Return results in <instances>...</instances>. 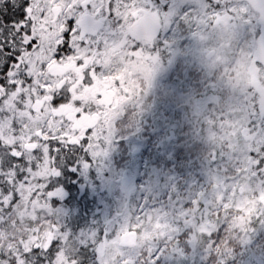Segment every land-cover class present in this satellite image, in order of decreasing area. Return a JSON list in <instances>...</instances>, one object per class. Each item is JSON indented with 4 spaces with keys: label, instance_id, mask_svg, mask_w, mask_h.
Masks as SVG:
<instances>
[{
    "label": "snow or ice",
    "instance_id": "obj_1",
    "mask_svg": "<svg viewBox=\"0 0 264 264\" xmlns=\"http://www.w3.org/2000/svg\"><path fill=\"white\" fill-rule=\"evenodd\" d=\"M149 7V0H0V228L7 226L0 232V264H82L58 247L69 232L53 205L67 195L61 177L84 174L108 155L124 111L117 101L138 104L141 89L124 69L131 61L151 65L159 58L151 37L131 34H143L146 22L154 21ZM255 10L239 3L221 9L219 0H208L201 26L252 23ZM225 128L221 151L239 157L237 144L243 143V163L237 159L231 173L225 166L213 175L210 190L180 212L181 222L196 229L190 243L208 237L209 256L219 253L215 238L226 230L241 231L247 247L257 233L248 225L255 220L264 229V109L254 104L243 126ZM245 185L255 190V205L244 201ZM34 201L42 205L37 218L27 230H16L13 213L31 211ZM118 227L114 238L99 243L100 264H159L162 256L184 255L175 238L180 228L163 209L142 210ZM117 248L121 254L114 258ZM217 258L219 264L234 259Z\"/></svg>",
    "mask_w": 264,
    "mask_h": 264
},
{
    "label": "rangeland",
    "instance_id": "obj_2",
    "mask_svg": "<svg viewBox=\"0 0 264 264\" xmlns=\"http://www.w3.org/2000/svg\"><path fill=\"white\" fill-rule=\"evenodd\" d=\"M207 2L149 0L148 12L157 22L155 33H131L137 40L151 37L160 51L159 58L151 65L131 61V67L124 69L130 77L135 74L131 83L141 89V94L138 104L125 100L123 115L115 122L117 155L110 171L113 182L105 188L99 172L95 174L102 180L76 176L72 187L65 188L67 195L53 205L62 210L64 230L70 232L68 241L61 240L58 247H66L72 256L73 250L97 242L95 254L100 264L99 243L114 238L115 228L118 233L119 225L142 210L163 209L180 228L175 238L184 255L162 256L159 264H219L218 256L234 257L229 264H264V229L255 220L248 227H256L257 233L247 247L244 234L229 229L213 237L219 253L214 250L212 256L207 253L208 237L200 235L195 244L190 243L196 229L181 222V210L192 207L200 191L210 190L213 175L220 174L225 166L231 173L237 159L243 163V143L237 144L239 157L220 149L225 125L243 126L254 104L264 109V0H219L221 9L239 3L256 10L250 18L252 23L234 20L217 27L201 26L202 8ZM197 31L200 36L195 35ZM115 92L112 90L108 98ZM131 144L129 157L126 146ZM241 191L249 194L244 201L255 205V190L245 185ZM79 199L85 201V207ZM259 199L264 200V194ZM39 207L42 205L36 204L29 218L15 229L31 227L28 224L37 218ZM205 209L202 212L206 215ZM231 215L239 218L237 213ZM87 224L91 227L83 231L81 226ZM73 225L78 229H72ZM6 231L0 228V232ZM160 243L158 239L156 244ZM120 254L121 250L115 249L114 258Z\"/></svg>",
    "mask_w": 264,
    "mask_h": 264
},
{
    "label": "trees",
    "instance_id": "obj_3",
    "mask_svg": "<svg viewBox=\"0 0 264 264\" xmlns=\"http://www.w3.org/2000/svg\"><path fill=\"white\" fill-rule=\"evenodd\" d=\"M126 99L128 100V98H124V97H123V99H119L117 101V104H119V106L121 105V102H123V104H124L126 102L125 101ZM115 139H116V137H115V135H113L112 143H111V146H110V149H109V152H108L107 156L100 157V158L95 159V160L92 161L91 167L89 168L90 169V173L88 172L89 169L84 174H82L83 170H80V171H77L75 173V175L61 177V181L60 182L64 185V188L67 189V188H69V186L72 187V184H71L72 183V178H74L76 176L77 177H84V179H96V180H99V179L102 180L103 179L102 176H103L104 177V182H105V188H107L106 185L112 181L110 179L111 178L110 171L113 169V167L115 165V162H116L115 161V157H116L117 154H116V151H115ZM126 149H127L126 153L130 157L132 155L131 154V152H132V144L130 146H128V147L126 146ZM95 172L96 173L99 172L102 176L99 175V174H95ZM111 185H112V183H111ZM82 200L83 199H79V204L81 205V207H85L84 206L85 201L84 200L82 201ZM25 203H26V200H25ZM33 203H34V205H36L35 201ZM60 203L61 202H58L57 206L60 205ZM64 207H67V204H65ZM205 207H206L205 211H207L208 210L207 204H205ZM30 212L31 211H29L27 209V207L18 208L13 213V215L11 217V224L16 226L20 222L24 223L25 219L29 218ZM67 218L68 217L66 215L64 221ZM28 225H32V224H28ZM88 226L91 227L90 224H87L86 226H83V227L81 226V229L84 231V229L86 227H88ZM28 228H25V230H27ZM74 228L78 229V227L73 225L72 229H74ZM5 229H7V226L5 227ZM69 234H70V232H69ZM95 245H97V242L92 243L91 246H89L87 244L86 245L84 244V245L81 246L80 250H77V249L73 250L72 249L73 250L72 254H74V256H72L71 254H69V255H71L72 257L77 256L81 260L82 264H99V260L97 259L96 254H95L96 253ZM94 261H95V263H94Z\"/></svg>",
    "mask_w": 264,
    "mask_h": 264
},
{
    "label": "water",
    "instance_id": "obj_4",
    "mask_svg": "<svg viewBox=\"0 0 264 264\" xmlns=\"http://www.w3.org/2000/svg\"><path fill=\"white\" fill-rule=\"evenodd\" d=\"M157 28V22L154 19V21H148L146 22V26H145V30L143 33H150V34H154ZM135 32L140 33L139 30H136Z\"/></svg>",
    "mask_w": 264,
    "mask_h": 264
}]
</instances>
